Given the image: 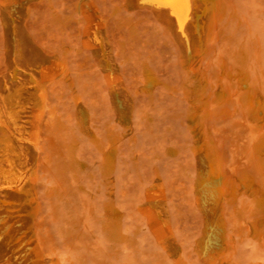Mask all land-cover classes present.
Listing matches in <instances>:
<instances>
[{
	"label": "rangeland",
	"instance_id": "obj_1",
	"mask_svg": "<svg viewBox=\"0 0 264 264\" xmlns=\"http://www.w3.org/2000/svg\"><path fill=\"white\" fill-rule=\"evenodd\" d=\"M228 1L244 67L139 0H0V264H264V0Z\"/></svg>",
	"mask_w": 264,
	"mask_h": 264
},
{
	"label": "bare ground",
	"instance_id": "obj_2",
	"mask_svg": "<svg viewBox=\"0 0 264 264\" xmlns=\"http://www.w3.org/2000/svg\"><path fill=\"white\" fill-rule=\"evenodd\" d=\"M139 2L141 6L148 8L154 12L155 15L163 17L166 22L165 29L173 30L181 39H184L186 43H188V29L190 28V25H193V32L200 43H203V39L209 41L217 38L221 44L227 45L229 48L227 53L229 55L221 60L222 63L228 62L234 66L244 67L251 62L246 50L241 47L235 53L233 50L240 41V19H235L232 24L219 28L218 33H216L218 27L221 26L219 19L225 13L227 8L232 7V4H230L228 0H139ZM204 16H208L209 18L206 27L199 21ZM33 85L35 87L38 86L36 79H33ZM7 117L15 130L20 132L21 126L18 124L16 112L10 110ZM0 130L4 132V147L7 149L12 148V136L8 134L7 130L4 128V112L1 107ZM261 149H264V134L255 146V151L257 153H259ZM207 157L209 161L208 170L205 176H203L198 182V188L202 193H211L221 190L227 184L226 175L220 169L216 154L208 152ZM104 164L105 168L110 170L112 167V161L109 157L105 159ZM9 165L12 166L11 161H9ZM260 166L261 169L264 170V163L260 164ZM11 170L12 169L5 171L4 175L8 173L11 174ZM7 187H14L19 192L25 194L28 193V191L24 189V184L16 186L7 185ZM8 229L9 226L6 227V231ZM208 246L209 244H206L200 249V251H198V255L204 257V259L208 258ZM55 264H57V262Z\"/></svg>",
	"mask_w": 264,
	"mask_h": 264
}]
</instances>
